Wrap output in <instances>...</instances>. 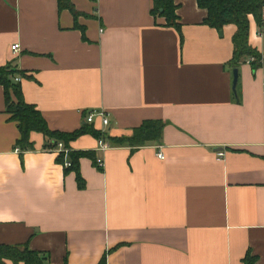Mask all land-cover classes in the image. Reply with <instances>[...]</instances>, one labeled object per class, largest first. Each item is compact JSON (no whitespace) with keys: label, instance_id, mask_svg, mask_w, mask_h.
I'll list each match as a JSON object with an SVG mask.
<instances>
[{"label":"crops","instance_id":"crops-1","mask_svg":"<svg viewBox=\"0 0 264 264\" xmlns=\"http://www.w3.org/2000/svg\"><path fill=\"white\" fill-rule=\"evenodd\" d=\"M71 2L76 17L58 0H0V65L24 71L26 101L57 130L166 125L142 144L107 139L106 151L93 133L71 140L93 154L80 157V187L42 132L32 149L16 143L0 83V243H27L52 264H243L248 250L264 264V21L249 14L262 64L242 57L236 94V25L204 23L197 0H174L180 30L153 0ZM92 110L109 122L86 121Z\"/></svg>","mask_w":264,"mask_h":264},{"label":"trees","instance_id":"trees-1","mask_svg":"<svg viewBox=\"0 0 264 264\" xmlns=\"http://www.w3.org/2000/svg\"><path fill=\"white\" fill-rule=\"evenodd\" d=\"M61 8H68L75 17L79 14L71 0H58ZM200 7L206 9L204 23L222 29L227 23L236 25V32L233 35L234 53L232 56L233 68L239 67L243 56L253 57L251 59L254 67L262 64L260 52L249 43V14L255 15L261 24L264 21V0H197ZM152 13L166 18L165 24L176 27L180 30L181 23L176 13L177 4L174 0H153ZM24 74V71L17 68L12 63L0 65V83L4 85V95L6 98V111L10 113V119L17 122L20 129V136L16 143L22 150L32 149L33 141L30 139L32 131H39L45 135L46 148H56L59 142L64 143V148L57 156L58 161L65 162L66 156L70 164L65 165L64 170H74L77 174L78 186L84 187L85 180L79 169L81 156H92L88 150H74L70 148L71 140L84 133H93L104 140L122 144L129 142L134 145L142 144L152 139H157L166 123L160 119L144 120L140 126L136 127L133 135L113 137L105 134L94 126L86 122L81 127L73 131L52 129L43 116L42 112L32 102H27L23 95L22 84L16 80V75ZM108 139V140H107ZM67 149V151L65 150ZM96 160V159H95ZM101 167V166H100ZM11 260L15 264L22 261L25 264H52L49 262V253L43 250L32 249L27 243L9 244L0 243V264H7L6 260ZM106 254L101 258L100 264H105ZM258 256L248 250L243 259V264H259ZM66 264H69L66 262Z\"/></svg>","mask_w":264,"mask_h":264},{"label":"built area","instance_id":"built-area-1","mask_svg":"<svg viewBox=\"0 0 264 264\" xmlns=\"http://www.w3.org/2000/svg\"><path fill=\"white\" fill-rule=\"evenodd\" d=\"M18 46H19V43L15 42L12 45V49L17 48ZM250 59H253V58H250ZM15 79L16 80H20L21 79V75H16ZM96 116H99L101 118V121H102L103 125H106L109 122V115H108V112L105 111V110H92L89 113V115L86 117V121L91 122V121H93L95 119ZM98 141H99V149H101L102 151H106L107 148L110 146L109 142L104 140L102 137H99ZM63 148H64V143L63 142H59L57 148H55V149L61 151ZM65 150L67 151L66 148H65ZM216 152L218 153L219 157H222L225 154V152L222 151V150H217ZM156 154H158V156L160 158H164L165 157V154L163 153L161 148L157 150ZM96 163L99 166H103L104 165V158L100 157V156L97 157L96 158ZM64 164L65 165H69L70 161L69 160H65Z\"/></svg>","mask_w":264,"mask_h":264},{"label":"water","instance_id":"water-1","mask_svg":"<svg viewBox=\"0 0 264 264\" xmlns=\"http://www.w3.org/2000/svg\"><path fill=\"white\" fill-rule=\"evenodd\" d=\"M239 69L238 67H235L233 68V85H232V88H233V91H235V93L237 94V91H236V87H237V84H238V81H239Z\"/></svg>","mask_w":264,"mask_h":264}]
</instances>
